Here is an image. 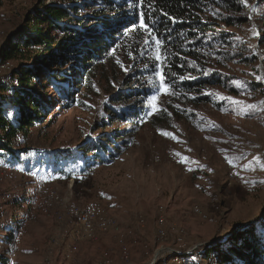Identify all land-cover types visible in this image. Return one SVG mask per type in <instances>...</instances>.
<instances>
[{
    "label": "rangeland",
    "instance_id": "obj_1",
    "mask_svg": "<svg viewBox=\"0 0 264 264\" xmlns=\"http://www.w3.org/2000/svg\"><path fill=\"white\" fill-rule=\"evenodd\" d=\"M244 1L250 20L244 34L260 55L257 43L264 20L254 16L256 11L251 13L256 0ZM36 2L0 0V43ZM144 44L140 56L155 62L154 38H146ZM119 59L114 64L116 80L111 78L110 86L99 82L97 89L84 97L82 107L64 108L48 91L54 102L51 112L25 136H19L18 149H28L26 157L33 154L46 161L47 154L74 148L93 132L102 131L95 130L104 117L107 89L118 91L121 81L140 68L132 59ZM8 61L0 77L17 63L15 59ZM258 66L264 81L260 61ZM156 89V99L151 100L156 105V100H161L164 111L168 96L160 84ZM197 115L203 121L199 125L171 113L164 118L156 115L157 121L144 120L133 144L110 165L78 161L70 164L67 174L41 168L36 169L39 174L32 171L29 177L24 164L0 157V229L12 225L8 230L11 234L21 228L20 239L8 245L16 252L13 264H59L62 249L70 243L77 246L70 264H103V251L109 254V264H148L154 257L171 264L175 251L181 254L175 263L189 264L192 247L214 243L236 226L261 219L264 118L225 114L211 104L197 109ZM9 164L16 166L12 175L5 172ZM95 203L103 206L114 226L93 237H79L75 219L67 211ZM120 236L128 248L127 258L120 254Z\"/></svg>",
    "mask_w": 264,
    "mask_h": 264
},
{
    "label": "trees",
    "instance_id": "obj_2",
    "mask_svg": "<svg viewBox=\"0 0 264 264\" xmlns=\"http://www.w3.org/2000/svg\"><path fill=\"white\" fill-rule=\"evenodd\" d=\"M247 6L244 0H37L0 43V62L17 60L0 77V157L24 164L29 177L41 168L67 174L78 161L112 164L133 144L142 122L157 121L158 114L199 125L197 109L211 104L225 114L264 118L258 66L260 61L264 71V22L257 55L244 34L250 23ZM251 10L264 20V0H256ZM150 36L159 41L155 62L140 56ZM119 57L140 68L118 91L107 89L104 117L95 130L102 131L74 148L47 154L46 161L18 149L19 136L51 112L48 91L64 108L82 107L99 82L110 86L111 78L116 80ZM161 83L168 96L164 111L161 100L157 105L151 100ZM242 225L191 251L188 263L264 264V215ZM10 226L0 229L5 234L0 264H8Z\"/></svg>",
    "mask_w": 264,
    "mask_h": 264
},
{
    "label": "bare ground",
    "instance_id": "obj_3",
    "mask_svg": "<svg viewBox=\"0 0 264 264\" xmlns=\"http://www.w3.org/2000/svg\"><path fill=\"white\" fill-rule=\"evenodd\" d=\"M8 66H9L8 60L0 62V73L3 72L5 69H7ZM228 166L230 167V165ZM15 168L16 166L14 164H9L8 166H6L5 172L7 174L12 175L13 172L16 170ZM55 199H56V196H54L50 200L54 201ZM32 204L33 206L37 205L36 202H33ZM67 213H68V216L73 217L75 219V224L77 227V235L79 237L81 236V234L87 237H93L96 233L103 232L105 230H108L111 226H114L113 225L114 223H112L106 216L103 206L99 203L92 204L90 207H87L82 210L71 207L68 209ZM13 234H14L13 236L14 241L19 240L20 235H21L20 228L16 232L14 231ZM118 243L120 245V252H121L119 253L124 258H127L128 248H127V245H125L124 238L122 236L118 237ZM62 250H63L62 257H61L62 260L59 264H70L71 256L77 250L76 244L70 243L67 246H65L64 249ZM175 252L176 253L172 252L174 256L173 260L174 259L179 260L181 258V254L178 251H175ZM15 255H16V252L13 249L8 251V255H7L8 264H13ZM101 258H102L103 264H109L111 262V259L107 251H103L101 253ZM173 260H170L171 264H179V263H175ZM148 264H167V263H160V261H158L154 257L153 260L150 261Z\"/></svg>",
    "mask_w": 264,
    "mask_h": 264
},
{
    "label": "snow or ice",
    "instance_id": "obj_4",
    "mask_svg": "<svg viewBox=\"0 0 264 264\" xmlns=\"http://www.w3.org/2000/svg\"><path fill=\"white\" fill-rule=\"evenodd\" d=\"M140 26H141L142 28H144L145 30H147V31L150 32V29H148L147 25H145V24L143 23V20H141V24H140ZM156 43H157V45H159V41H156ZM158 58H159V57H158ZM160 79H161V81H163V76H161ZM161 89L164 90V91H167V89L165 88V86H164L163 83H161ZM155 99H156V97L153 96V97H152V100L155 101ZM163 134H164V135H171L170 133H163ZM173 138L175 139V137H173ZM177 155H179V154H177ZM182 162H183V161H182ZM102 195H103V194H102Z\"/></svg>",
    "mask_w": 264,
    "mask_h": 264
},
{
    "label": "built area",
    "instance_id": "obj_5",
    "mask_svg": "<svg viewBox=\"0 0 264 264\" xmlns=\"http://www.w3.org/2000/svg\"><path fill=\"white\" fill-rule=\"evenodd\" d=\"M27 154V153H26ZM198 246H194L191 248V251H193L194 249H196Z\"/></svg>",
    "mask_w": 264,
    "mask_h": 264
},
{
    "label": "crops",
    "instance_id": "obj_6",
    "mask_svg": "<svg viewBox=\"0 0 264 264\" xmlns=\"http://www.w3.org/2000/svg\"><path fill=\"white\" fill-rule=\"evenodd\" d=\"M21 229V228H20ZM19 245V244H18ZM23 252H21L20 253V255L22 254ZM20 255H19V253H18V256H17V259L16 260H18V257H20ZM15 264H16V262H15Z\"/></svg>",
    "mask_w": 264,
    "mask_h": 264
},
{
    "label": "water",
    "instance_id": "obj_7",
    "mask_svg": "<svg viewBox=\"0 0 264 264\" xmlns=\"http://www.w3.org/2000/svg\"><path fill=\"white\" fill-rule=\"evenodd\" d=\"M242 226L244 227V226H246V225H242ZM242 226H241V228H243Z\"/></svg>",
    "mask_w": 264,
    "mask_h": 264
}]
</instances>
